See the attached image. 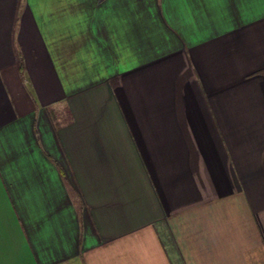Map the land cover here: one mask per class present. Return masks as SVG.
Listing matches in <instances>:
<instances>
[{"label": "crops", "instance_id": "obj_1", "mask_svg": "<svg viewBox=\"0 0 264 264\" xmlns=\"http://www.w3.org/2000/svg\"><path fill=\"white\" fill-rule=\"evenodd\" d=\"M0 264H264V0H0Z\"/></svg>", "mask_w": 264, "mask_h": 264}]
</instances>
